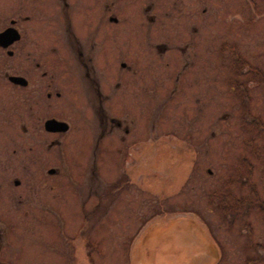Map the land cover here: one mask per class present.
Instances as JSON below:
<instances>
[{
    "label": "rangeland",
    "instance_id": "1",
    "mask_svg": "<svg viewBox=\"0 0 264 264\" xmlns=\"http://www.w3.org/2000/svg\"><path fill=\"white\" fill-rule=\"evenodd\" d=\"M179 9L177 32L130 36L116 116L137 156L117 141L108 156H44L37 145L28 166L5 145L1 173L34 168L18 191L37 203L27 217L8 193L1 263L264 264V0H179ZM160 42L167 48H151ZM49 168L81 175L79 192L69 178L50 191ZM95 183L98 203H85Z\"/></svg>",
    "mask_w": 264,
    "mask_h": 264
},
{
    "label": "flooded vegetation",
    "instance_id": "2",
    "mask_svg": "<svg viewBox=\"0 0 264 264\" xmlns=\"http://www.w3.org/2000/svg\"><path fill=\"white\" fill-rule=\"evenodd\" d=\"M182 28H187L185 21ZM179 29V0H0V156H8L5 145L12 146V156H27L28 166H34L37 145L44 156L115 154L116 141L125 144L132 134L125 119L116 116V92L130 71L131 34ZM159 46L167 48L161 42L151 48ZM145 91L141 87L140 93ZM140 134L139 156H145V129ZM135 139L125 144V152L117 151L137 156L128 151ZM50 170L42 179L49 181L50 191L56 189L52 182L69 178L79 192L81 175ZM1 171L0 231L5 229L1 209L9 192L16 208L27 206V217L37 203L30 196L21 200L18 191L33 185L34 168L18 170L12 179ZM9 185L12 190L4 194ZM92 187L85 203L90 197L98 203V186Z\"/></svg>",
    "mask_w": 264,
    "mask_h": 264
},
{
    "label": "water",
    "instance_id": "3",
    "mask_svg": "<svg viewBox=\"0 0 264 264\" xmlns=\"http://www.w3.org/2000/svg\"><path fill=\"white\" fill-rule=\"evenodd\" d=\"M54 122H55V121H49V124H50V123H54ZM50 172H52V169L50 170Z\"/></svg>",
    "mask_w": 264,
    "mask_h": 264
},
{
    "label": "crops",
    "instance_id": "4",
    "mask_svg": "<svg viewBox=\"0 0 264 264\" xmlns=\"http://www.w3.org/2000/svg\"><path fill=\"white\" fill-rule=\"evenodd\" d=\"M194 257V256H193Z\"/></svg>",
    "mask_w": 264,
    "mask_h": 264
}]
</instances>
